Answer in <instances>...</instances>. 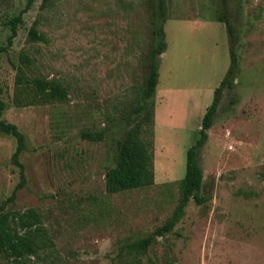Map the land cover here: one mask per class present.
Here are the masks:
<instances>
[{
	"label": "rangeland",
	"instance_id": "1",
	"mask_svg": "<svg viewBox=\"0 0 264 264\" xmlns=\"http://www.w3.org/2000/svg\"><path fill=\"white\" fill-rule=\"evenodd\" d=\"M42 1L4 49L5 22L26 0H0L2 117L27 145L21 173L11 161L15 138L0 133V210L40 214L50 242L30 262L126 264L127 246L151 237L143 264H264V0H165L167 47L152 98L154 183L117 193L106 191L105 172L148 74L152 10L148 0ZM224 12L237 65L198 153L204 203L191 199L160 236L178 204L186 150L231 64ZM31 28L41 39L30 38ZM22 51L29 64L21 65ZM20 65L29 78L60 79L67 98L16 99Z\"/></svg>",
	"mask_w": 264,
	"mask_h": 264
},
{
	"label": "trees",
	"instance_id": "2",
	"mask_svg": "<svg viewBox=\"0 0 264 264\" xmlns=\"http://www.w3.org/2000/svg\"><path fill=\"white\" fill-rule=\"evenodd\" d=\"M34 2L35 0H26L25 6L20 12L6 20L5 23L9 28V34L6 41L7 45L4 49L11 46L17 34L18 26L23 21V14ZM52 2L53 0H43L41 7H49ZM148 5L152 10L150 50L148 58L145 60L148 74L142 84L138 104L133 109L134 120L129 121L130 124L117 141L115 163L105 172V189L108 193L147 187L154 183L152 139L154 105L152 98L159 79L158 56L167 47L164 33L166 3L165 0H148ZM218 19L225 23L231 40V64L220 84L214 90L212 102L201 119L197 138L186 150L185 173L178 183L180 189L178 204L172 217L162 227L157 228L156 234L160 236L174 227L191 199H194L197 204L204 203V199L200 196L203 172L198 162V153L207 140L208 130L213 124L222 91L233 81L237 65V57L233 50L235 38L233 27L225 12L218 14ZM30 38L38 40L41 39V36L35 28H31ZM0 49H3V47ZM19 59L21 65L30 63V56L23 51L20 53ZM21 65L17 67L16 71L14 86L16 99L22 98L25 104H32L36 102L64 101L67 98V88L60 79L29 78ZM1 95L2 88L0 86V133L15 138L16 146L12 153L11 161L23 173V164L19 157L27 147L26 138L14 123L7 122L2 117L6 109V103ZM83 136L95 141L102 139L101 133L90 131H85ZM48 241L50 242V238L47 235L41 216L34 208L0 210V264H32L29 260L31 256L38 255L45 248ZM150 241L151 237H147L129 244L126 254H130L132 258L126 264H143L140 257L145 254Z\"/></svg>",
	"mask_w": 264,
	"mask_h": 264
}]
</instances>
